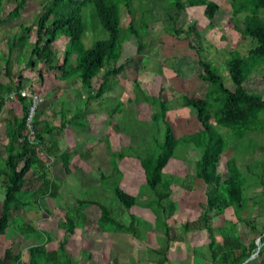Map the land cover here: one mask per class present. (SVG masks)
Wrapping results in <instances>:
<instances>
[{"label":"trees","instance_id":"16d2710c","mask_svg":"<svg viewBox=\"0 0 264 264\" xmlns=\"http://www.w3.org/2000/svg\"><path fill=\"white\" fill-rule=\"evenodd\" d=\"M27 1L29 0H13L14 8L8 16L19 18L27 6ZM151 1L152 6L147 0H139L138 5L133 0H48L42 5L36 21L31 25H21L19 33L7 41L8 59L5 61V69L9 71L7 68L12 63L11 54L14 51H27L29 57L26 68L35 71L39 83H43L45 75L49 72L60 73V81L79 85L85 110L88 102L102 99L104 94L112 92L118 85V76L125 67L124 64L118 65L124 41L132 37L137 44L136 53H141L143 50L142 39L148 33L149 23L144 21L142 15L140 25H137V21L134 20L136 8L137 12L149 15L148 20L161 21L168 34L176 39L188 41V46L192 50L195 48L191 46L189 39L193 35V26L175 27L181 13L190 7L204 6V16L211 21L219 9L218 5L210 0ZM232 1L234 27L242 36L255 41L257 45L249 50L245 57L229 54L230 59L226 65L227 75L235 86L234 90L224 84L212 62L202 59L199 51L195 50L204 68V75L199 77L206 82V93L203 98L183 97V105L194 112L201 129L175 138L170 118L167 116L169 112L167 100L161 93L156 96L145 93L139 80H135L132 102L134 106L144 103L152 109L150 119L140 124L141 127L144 124L145 128H143L151 133L152 138L148 146L139 151L128 147L127 153L111 152L114 161L112 175H106L98 168L94 170L100 185L111 181L114 199L112 205L102 204L96 197L76 201V205L66 210L64 222L60 223L65 235L62 240L57 241L56 250L52 251L46 248L53 239L52 235L36 230L30 224L16 218V221L22 223L20 226L15 225L13 230L36 244L27 249V263L21 262L20 252L13 253L10 249H5L0 264H77L75 260L66 256L65 246L76 228H90L93 224L85 214V209L90 205L98 207L100 211V216L95 222L98 225L95 231H103L111 226L115 233H128L132 238H140L141 230L148 226L141 224V220H144L132 213L138 199L123 191L118 182L119 178L120 181L122 179V173L116 166V160H122L126 156L139 161L144 174L146 187L144 190L150 195L145 207L150 209L156 223L164 224V234L162 239H159L162 245L147 250L154 255L150 258L153 264H168L170 245L181 241L177 229L167 222L178 210L177 204L171 200L173 185L181 182L180 187L191 192L196 180L202 181L205 185V204L196 220L186 221L181 227L188 232L202 229L206 231L209 239V264H264V221H258L260 216L264 217V213H261L264 210V162L258 163L254 152V159L245 165L246 176L237 166V158L240 154L236 151V155L225 162L227 176L222 178L218 172L221 158L232 148L231 143L226 140L227 137L233 136L234 140L238 141L250 131L264 133V117H262L264 100L258 94L248 92L244 85L251 75L250 64L257 62V65H260L264 60V0ZM160 2L164 5H161L158 17L153 18V13ZM2 4L3 0H0V9ZM143 5L144 10L138 8ZM88 6L92 8L107 38L98 40L89 49H85L81 42L86 29L83 10ZM122 9L126 10L129 17V23L125 28L121 24ZM32 33L35 38L30 42ZM61 36L68 39V47L60 62L53 44ZM56 79H58L57 74ZM22 80L23 77L20 75L18 84L0 90L1 99L5 96L8 98L9 94L16 92L17 101L22 109L21 117H15L7 124L6 156L0 161V184L3 190L0 237L6 234L14 216H18L24 210H41L42 200L46 197L57 198L59 183L51 178L49 164H46L40 155L60 159L67 171L66 167L72 156L80 154L77 146L71 153L60 152L52 137L54 129L49 126L44 128L46 124L39 120L38 112L32 118L33 140L29 138L30 131L26 119L31 102L29 98L19 94V91L24 89ZM1 105L3 104H0V108ZM126 109L124 103L118 101L110 115L113 117L119 111ZM84 110H77L70 121H66L65 115L62 114L61 128L72 123L78 128L83 126L82 123L87 124ZM160 128L162 131H159ZM184 149H191L198 155L194 161L192 176L181 179L175 175L164 174L163 170L168 161L175 156L176 150ZM90 155L89 149L86 155L81 156L84 161H88ZM140 157H144V160ZM32 170L35 180L40 183L39 188L35 190L24 188L26 175ZM252 185L260 190L254 197H249L248 190ZM227 209L234 210L235 223H242L249 234H253L255 239L258 237L259 244H256L255 239L246 243L242 236L238 235L235 224L232 231L226 226H213L216 213ZM256 209L258 212L253 213ZM155 227L158 229L157 225ZM252 256L253 258L250 259ZM127 264L140 263L138 260H129Z\"/></svg>","mask_w":264,"mask_h":264},{"label":"rangeland","instance_id":"374dc122","mask_svg":"<svg viewBox=\"0 0 264 264\" xmlns=\"http://www.w3.org/2000/svg\"><path fill=\"white\" fill-rule=\"evenodd\" d=\"M47 1L48 0H29L20 17L13 18L8 16V13L14 8L13 0H3L0 9V21H5H2L0 24L1 50L8 51V48L5 49V47H8L6 46L7 41L11 40L14 35L19 33L21 25L27 26L33 24L41 11L42 5ZM133 1L137 5L140 3L139 0ZM161 1L163 2L164 0ZM147 2L152 6L153 2L151 0H147ZM162 2L158 3L153 13V18L158 17L160 7L164 5ZM215 3L218 4L219 9L212 21V26H215L214 28L208 27L209 22L203 15V7H191L186 9L181 13L175 27L186 28L190 25L194 27L193 35L189 39L191 46L199 49L202 58L212 62L213 66L218 69L224 84L229 89L234 90L235 86L229 80L225 69L229 54L245 57L248 51L253 49L257 43L242 36L234 27L232 23V19L234 18V4L232 0H215ZM138 8L144 10V5L138 6ZM120 13L121 24L125 28L129 23V17L125 9H122ZM142 15L144 16V21L149 23L148 33L143 36L142 39L144 43L143 50L141 53H136L137 44L132 37L124 41L118 65L124 64L125 67L123 72L118 76V85L109 94H104L102 99L88 102V108L85 110V104L82 100V91L79 85H76L74 82L69 83L60 81V74L57 72H49L45 75L43 83L39 84L36 74L32 75L27 72V81L24 88H27L31 93L37 94L41 99V102L37 108H35V112L40 114L39 120H50L49 123L57 127L60 122L59 116L56 115L57 117H55L52 114L53 111L55 113H63L67 119H70L69 117L73 116V113L76 112L74 110H84V117L87 124L82 123L83 126L79 128L68 127L67 131L53 134L54 139L60 146L59 149L62 151L70 152L77 146L80 153L78 155L82 159L81 155H86L87 151L89 149L92 151L93 147L95 149L97 148L96 152L100 154L102 153L100 152L101 149L105 152L107 149L111 154V150L115 149L117 152L123 151L127 153L128 147L138 151L146 148L152 136L150 132L144 129V124H142V127L140 124L150 119L152 109L149 105L144 103L134 106L132 100L134 98L133 82L135 80L142 82V89L147 94L157 95L161 93L163 98L167 100V107L170 110L167 116L170 118L175 138L189 133L192 134L201 129L199 123L196 121L194 112L191 110L188 111V108L183 105V97L195 99L203 98L206 93V82L199 77L200 75H204V68L198 63L195 50L189 48L188 41L181 40V38L176 39L168 34L161 21L157 20L152 22L148 20L150 19L149 15L137 12L136 8L134 20L137 21L138 26L140 25ZM83 20L86 26L81 41L83 48L89 49L94 42L107 38L106 32L100 27L90 6L83 10ZM240 26L242 25L240 24ZM202 36H204L206 41L199 46L200 41L203 40ZM31 40H34V33H32ZM53 46L61 62L64 52L68 47V39L61 36L55 41ZM20 53L27 54L25 51H21ZM21 54L19 55L20 59L18 63L23 65L27 62L29 54L25 56ZM3 59V56L0 54V61H3ZM2 65H5V61L2 62ZM249 69L251 70V75L246 81L245 88L250 93L258 94L264 100V60L260 65H257V62H252ZM56 74L58 75V79H56ZM118 101L124 103V106L127 108L126 111H119L111 117L112 120L107 121L109 109L113 108ZM50 103L52 104L47 109ZM128 110L129 115H127ZM262 117H264V115ZM258 121L260 120L258 119ZM107 123L111 124L108 126ZM61 130L60 128V131ZM159 131H162V128H160ZM0 132V135H2L3 131L1 130ZM220 132L223 133L222 129H220ZM107 133L110 138L106 136ZM226 140L231 143L232 148L221 158L218 172L222 178L227 176L226 160L234 157L236 151L240 154L237 158V166L246 176L247 171L245 170V165L254 159V152L256 153L257 161H259L258 163L264 162V133L250 131L238 141H235L233 136L227 137ZM2 152L0 139V155ZM98 155L99 154L95 153V159L93 157V159L87 163H85L86 161L83 159L81 160L85 163L84 167H82L83 170L85 172L89 171L93 179L89 180L85 175H81L80 169L75 171L72 177L64 175L62 171L54 174L56 178L62 181L58 193L60 199L54 200V203L51 201L52 198L48 199L49 203L45 200L43 205L48 208L52 206L51 211L48 212V214L42 211L37 212L36 214H38L40 219L38 220V218H36V223L31 219V221H29L31 225L35 223V225L37 224V228L46 229L47 234L52 235L54 241H56L64 237L62 235L63 230L60 229V223L64 222V211H60V206L63 207L62 203L64 200H66L65 203H63L66 204V209L73 207L74 201L72 200H74V198L82 200L88 197H96L102 204L108 206L112 205L114 199L111 192L113 189L111 181L110 183L105 182L100 185V181L93 167L97 168L101 166L99 169L106 175H112L113 170L112 168L107 170L106 159L108 154H105V157L101 156L100 159L96 158ZM40 156L44 158L46 164H50L49 169H51L55 162L53 161L54 158H47L43 154ZM140 158L144 160V157ZM196 158H198V155L191 149L176 150L175 156L168 161V165L163 170V173L166 175H175L181 179H184L186 176H192ZM119 166L122 169L125 180H122L123 183L121 185L119 178L118 182L119 186L121 185L120 188L127 193H136L139 191L138 195L144 197L142 193L144 189L139 190V185H141V183L142 186L144 185V176L141 170H139L140 166L138 161L133 158H126L124 161L119 162ZM76 177L77 179L80 178V181L77 180ZM78 181L81 183L78 184ZM180 184L181 182H178L172 187L171 200L177 204L178 210L167 222L171 227L173 226L177 229L181 241L174 242L170 245L168 264H209V239L206 231L202 229L188 232L184 231L181 227L186 221L196 220L201 213L202 207L205 204V185L202 181H195L189 193L183 190ZM38 185L39 182L35 180L33 173H28L24 188L36 189ZM86 185L90 186L85 188ZM259 190L260 188L252 185V188L248 190V196L254 197L259 193ZM2 199L3 190L0 186V210ZM137 203V206L140 205V208L146 206V204L142 202V199H138ZM134 207L132 213L135 216L138 218H140L139 216L142 218H144L143 216H149L152 223L141 220V224L144 226L147 225L148 227L143 229L146 231L142 233L140 238L129 237V239H125L124 249L126 251L122 250V247L110 249V247L107 246V243L110 242L107 240L101 241V245L93 241V235L90 236L88 233L90 231L93 232L94 229L96 230V227H98L95 222H97L100 216V211L96 206H88V210L85 209L86 216L89 217V220L92 221L93 224L90 228H87L89 232L86 233L87 231H85V236L80 237L78 241L80 243L77 244L78 247L81 246L82 248H91L93 245L98 248V260L94 263L92 262V264H127L129 260H138L140 264H153L150 258H153L154 255L150 254L147 250L148 248H157L162 245L159 239L163 237L164 224L156 223L154 215L149 212L150 209H148V213H145L143 211L139 212L138 208ZM256 212H258L257 209L254 210L253 213ZM234 213L233 209H227L216 213L213 226H226L229 228V231H232L233 224H235L238 235H241L246 243L255 239V236L249 234L242 223H235L236 217ZM261 213H264V210ZM19 215L22 216V214ZM125 216H128V214H125ZM258 221L263 222L264 217L260 216ZM21 223L22 222L16 221L15 216L11 219L10 225L6 230L7 234L0 237V256L4 255L6 248L16 253L17 247H19L21 251L27 245L31 244V242L21 240L22 237L20 236L16 237V234H20L16 232V230H13V227L15 225L20 226ZM156 225L158 229L155 227ZM107 226H105V228ZM108 228L109 227H107V229ZM109 230L113 231L111 226ZM126 235L128 234L126 233ZM255 240L256 244H259L258 237ZM90 243L91 246L89 245Z\"/></svg>","mask_w":264,"mask_h":264},{"label":"crops","instance_id":"0c3cea01","mask_svg":"<svg viewBox=\"0 0 264 264\" xmlns=\"http://www.w3.org/2000/svg\"><path fill=\"white\" fill-rule=\"evenodd\" d=\"M210 1H212V0H210ZM213 2H215V0L213 1ZM217 4V3H216ZM218 5V4H217ZM194 7H203L204 8V6H194ZM191 8V7H190ZM188 9V8H187ZM203 15H204V13H203ZM216 15V14H215ZM214 18H215V16H214ZM214 18L211 20V21H209L207 18V20H208V22H209V24H208V27H210V28H214L215 26H212V24H213V20H214ZM194 28V27H193ZM194 30V29H193ZM203 37V40L202 41H200V43H199V46L201 45V44H203V42H205L206 40H205V38H204V36H202ZM34 38H35V36H34ZM34 41V40H33ZM32 40H31V38H30V42H33ZM4 42V41H3ZM199 48V47H198ZM5 49H7V47H5ZM194 50H198L199 51V49H194ZM5 50H1L0 49V54L3 56V61H7V59H8V53L6 52H4ZM27 54H21L20 52H18V51H14L12 54H11V61H12V63L10 64V66H9V68H7V69H9V71H7L5 68V65L3 66L2 65V62L3 61H0V90H1V88H3V87H9V86H11L12 84H14V85H16V84H18L19 82H18V77L20 76V75H22V77H23V80H22V82H21V84H22V86L23 87H25V83H26V81H27V72L28 73H30V74H34L35 75V71H30V70H27V68H26V63H24L23 65H20V63H18V60L20 59V57H19V55L21 54V55H28V52L27 51H25ZM195 53H196V51H195ZM197 56V55H196ZM200 56H201V54H200ZM202 59H204V58H202ZM229 59H230V56H229ZM229 59L227 60V61H229ZM205 60H207V59H205ZM198 63L200 64V62H199V59H198ZM201 65V64H200ZM226 65H227V63H226ZM225 65V69H226V72H227V66ZM60 74V73H59ZM218 74H219V71H218ZM219 76L221 77V75L219 74ZM37 77V76H36ZM204 81V80H203ZM140 82V81H139ZM142 82H140V85H141V88H142V84H141ZM40 84V83H39ZM42 84V83H41ZM246 84V82L244 83V85ZM60 87V86H59ZM143 90V89H142ZM5 93V92H4ZM146 93V92H145ZM107 94H109V93H107ZM149 94V93H148ZM154 96H156V95H154ZM3 100V103H1V101ZM98 101V100H97ZM0 104H3V105H1V108H0V131L2 130L3 132V134L2 135H0L1 137H0V139H1V148H2V150H3V152H2V154L0 155V161L3 159V158H5V156H6V153H5V146H6V144H7V142H8V138H7V132H6V127H7V124H9L10 122H12L13 121V119L16 117V118H19V117H21V115H22V109H21V106H20V104L18 103V101H10V100H8V98H7V96H5L3 99H1L0 98ZM52 103H50L48 106H47V109L50 107V105H51ZM89 105V104H88ZM140 105V104H139ZM63 107V106H62ZM87 108H88V106H87ZM78 110V109H77ZM77 110H74V111H77ZM111 110H112V108H110L109 109V111H108V113H107V121H110V120H112V118H111V115H110V112H111ZM191 109H189L188 108V111H190ZM170 111V110H169ZM192 111V110H191ZM69 112V111H68ZM75 113V112H74ZM74 113H73V116H70L69 118H73L74 117ZM55 117H57L56 115H58L59 116V126H57V127H55V126H53V125H51L50 123H49V121L50 120H43L42 122L43 123H45L46 124V126L44 127L45 129L46 128H48L47 126H49L50 128H53L54 129V131H53V133H52V137H53V139H54V133H57V132H64V131H67L68 130V127H77V126H75V124H68L67 126H65V127H63V128H61V123H62V114H60V113H55L54 111H53V113H52ZM66 121H70V119H67L66 118ZM111 123H107V125L109 126ZM111 127V126H110ZM60 128L62 129L61 131H60ZM1 133V132H0ZM109 134L107 133L106 134V136H108ZM3 137V138H2ZM109 138H110V136H108ZM55 140V139H54ZM111 140V139H110ZM56 141V140H55ZM57 143V142H56ZM58 144V143H57ZM57 146H59V144L57 145ZM94 146H95V144H94ZM75 147V146H74ZM58 148H60V146L58 147ZM74 149V148H73ZM72 149V150H73ZM97 149V148H96ZM96 149L93 147V149H92V151H91V155H90V157H89V159H88V161H86L85 163H87V162H89L91 159H93V157H94V159H95V153H97V154H99L98 156H96V158H98V159H100L101 158V156L102 157H105V154H108V157H107V159H106V166H107V170L109 169V168H113V165H114V161L112 160V157L110 156L111 154L107 151V149H106V152L105 151H103V149H101L100 150V152H102L101 154L100 153H98V152H96ZM60 150V152H62V150L61 149H59ZM116 151V149L115 150H111V152H115ZM72 151H70L69 153H71ZM94 155V156H93ZM126 158H128V159H132V158H130V157H128V156H126V157H124L122 160H116V163H117V167H118V169L120 170V172L122 173V179H121V185H122V183H123V181H125L124 180V175H123V172H122V169L120 168V166H119V162H121V161H124V159H126ZM53 161H55L54 162V165L51 167V173H50V176H51V178L52 179H54V180H56L58 183H59V189H60V187H61V184L60 183H62V181L60 180V179H58V178H56L55 177V173H60L61 171L63 172V174L64 175H68V177H72V175L75 173V171H77L78 169H80V171H81V175H85V177L87 178V179H93L91 176H90V173H89V171L88 172H85L84 170H83V168L82 167H84V164L85 163H83L84 161H81V159H80V157H79V155L78 154H74L73 156H72V159L70 160V162H69V164H68V166L66 167V169H67V171L64 169V167H63V163H62V161L60 160V159H53ZM138 161V160H137ZM105 163V162H104ZM138 164H139V166H140V163H139V161H138ZM50 165V164H49ZM167 165H168V163H167ZM166 165V166H167ZM91 168V167H90ZM98 169L99 168H101V166H99V167H97ZM93 169H95L96 170V168L95 167H93ZM165 169V168H164ZM139 170H141V172L143 173V170L141 169V167H140V169ZM30 172H32L33 173V170L32 171H30ZM29 172V173H30ZM93 172V171H92ZM52 173H53V175H52ZM27 176V175H26ZM143 176H144V174H143ZM58 179V180H57ZM76 179H77V177H76ZM26 180V179H25ZM77 180H79L80 181V178L79 179H77ZM123 180V181H122ZM77 182L78 184H80L81 182ZM197 181V180H196ZM26 182V181H25ZM121 185H120V187H121ZM0 186H1V184H0ZM39 186H40V183H39V185H38V187L37 188H39ZM90 185H86L85 186V188H88ZM140 186V188H139V190L140 189H146V187H145V180H144V185L142 186V183H141V185H139ZM26 188V187H25ZM36 188V189H37ZM29 189V188H28ZM59 189H58V193H59ZM122 189V188H121ZM30 190H35V189H30ZM123 190V189H122ZM143 192V194H144V197H142V196H140V195H138V193H139V191L138 192H136V193H131V192H128V194L129 193H131V194H133L132 196H135L137 199H142V202L143 203H145V204H147V202H148V199H149V197H150V195L148 194V191L147 190H143L142 191ZM127 193V192H126ZM190 193V192H189ZM130 194V195H131ZM59 197H58V195H57V198L56 199H52L51 201L53 202L54 200L56 201L57 199H58ZM48 199H49V197H46L45 199H43L42 200V209L41 210H39V211H42V212H44V213H46V214H48V212H50L51 211V208H52V206H51V208H48V207H46V206H44L43 204H44V202H45V200L47 201V203H49L48 202ZM51 199V198H50ZM60 199V198H59ZM78 200H80V199H78V198H74V200H72V201H74V205H76V201H78ZM65 201L66 200H64V202L63 203H65ZM52 202H51V205H52ZM61 202V201H60ZM2 203V202H1ZM54 203V202H53ZM62 203V202H61ZM62 203V205H63V207H61L60 206V211L62 210V211H64V215L66 214V210H68L69 208H67L66 209V204H63ZM55 205V204H54ZM70 205V204H69ZM73 205V206H74ZM138 205V203L136 202V207H134V208H138V210H139V212L140 211H143V212H145V213H148V209L146 208V207H144V208H140L139 206H137ZM142 205V204H141ZM93 205H90V207H92ZM68 207V206H67ZM86 210H88V207L86 208ZM39 211H26V210H24V211H22L20 214H22V216H20V215H18V216H16V218H17V220H19V219H21L22 221H24V222H26V223H28V224H30V222L29 221H31V219L32 220H34V222L36 223V218H38V220L40 219V217L38 216V214H36L37 212H39ZM0 212H1V210H0ZM150 212V211H149ZM23 214H24V216H23ZM140 218H142L141 216H139ZM144 218H142L143 220H145V221H148V223H152V220L149 218V216H143ZM88 219H89V217H87ZM29 219V220H28ZM154 219H155V217H154ZM35 223H33V225H31L34 229H36V230H42V231H45L46 232V229H42V228H37V224L35 225ZM61 230H63L62 228H60ZM110 229V227L107 229H104L103 231H87L88 229L87 228H81V227H79V228H76L75 229V231H74V234L72 235V236H70L69 238H68V241H67V243H66V246H65V249H66V256L67 257H69V258H71L72 260H75L76 262H77V264H80V263H84V264H92V262L94 263V262H96L97 260H98V248L97 247H95V245H93V246H91V243H92V241H91V239H90V246H91V248H89V247H78V244L80 243V242H78L79 241V239H80V237H82V236H85V231H87L86 233H88V235H90V236H92V238H93V241L96 243V244H98V245H101V241H104V240H107L108 242H110V243H107V246L108 247H110V249H116V247L117 248H121L122 250H125L124 248H125V239H129V237H131V235L130 234H128V235H126V233H115L114 232V230L113 231H111V230H109ZM143 230V229H142ZM141 230V234L143 233V231H145V230H143L142 231ZM47 231H49V230H47ZM150 233V232H149ZM6 234H7V232H6ZM17 235V236H16ZM15 236L16 237H18V236H20V235H18V234H16ZM62 235L64 236L65 235V231L63 230V232H62ZM126 235V236H125ZM62 236V237H63ZM20 237H22V236H20ZM24 237H22L21 238V240H23V241H25V242H31V244H29V245H27L24 249H22L21 251H20V249H19V247H17V250H16V252H20L21 253V262L22 263H27L28 262V257H27V249L30 247V246H33V245H35L36 243L34 242V241H32V240H29V239H23ZM63 238H60V239H58V240H56V241H54V239H52L47 245H46V248L48 249V250H50V251H52V250H56V247H57V241H59V240H62ZM78 243V244H77ZM82 244V243H81ZM120 245H122V246H120ZM120 246V247H119ZM127 247V246H126ZM7 249V248H6ZM9 249V248H8ZM126 251V250H125ZM109 256V255H108ZM4 258V255L3 256H0V259H3Z\"/></svg>","mask_w":264,"mask_h":264},{"label":"built area","instance_id":"2783aa9c","mask_svg":"<svg viewBox=\"0 0 264 264\" xmlns=\"http://www.w3.org/2000/svg\"><path fill=\"white\" fill-rule=\"evenodd\" d=\"M19 94L22 97L29 98L30 102H31V107L29 108V113H28V116H27V119H26V125H27L28 130L30 131L29 138L31 140H33L32 118L36 114V112H35L36 109L35 108H37V106L41 102V99L39 98V96L37 94L29 92V90L27 88H24L23 90H20ZM8 100L17 101L18 100V94L16 92H12L11 94L8 95Z\"/></svg>","mask_w":264,"mask_h":264},{"label":"water","instance_id":"95a60500","mask_svg":"<svg viewBox=\"0 0 264 264\" xmlns=\"http://www.w3.org/2000/svg\"><path fill=\"white\" fill-rule=\"evenodd\" d=\"M252 258H253V256L250 259H252Z\"/></svg>","mask_w":264,"mask_h":264}]
</instances>
